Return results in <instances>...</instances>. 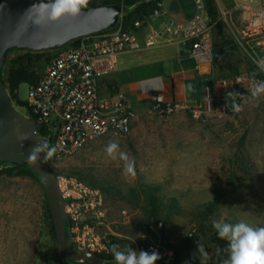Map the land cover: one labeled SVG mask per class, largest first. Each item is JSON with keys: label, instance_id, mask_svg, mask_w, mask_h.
I'll return each mask as SVG.
<instances>
[{"label": "rangeland", "instance_id": "374dc122", "mask_svg": "<svg viewBox=\"0 0 264 264\" xmlns=\"http://www.w3.org/2000/svg\"><path fill=\"white\" fill-rule=\"evenodd\" d=\"M214 1L226 40L234 41L220 11L228 12V23L237 24L235 0ZM166 4L172 13L177 8L184 14L197 11L195 0H167ZM175 14L169 17L175 18ZM210 23L212 48L216 51L220 38L214 35V23ZM160 36H164L162 44L175 40L163 32ZM220 49L222 53L216 54L212 63L215 81L232 76L234 71H249L252 63L240 47L228 44ZM144 51L147 50L136 52ZM21 54L11 53L5 67ZM46 54L50 57L52 52ZM44 66L45 61L40 62L37 72ZM100 94L108 96L101 90ZM17 100L21 105L14 103V108L28 118L27 84L18 87ZM110 141L117 142L121 151L135 158L134 177L124 174L123 161L108 157L104 149ZM12 169V165L0 164V171ZM53 169L103 189L107 228L101 233L109 239L110 248L117 244L121 249H135L160 240L173 253L165 264H222L227 254L218 249L226 248L227 241L218 237L213 221H244L264 227V96L257 99L248 95L236 115L218 114L214 107L199 117L188 112L162 116L150 107L136 114L127 136L93 139ZM153 187L159 189L164 202L176 198L181 210L161 229L156 220L149 219L145 209V195ZM210 202H217L215 212L207 220V229L200 233L198 211ZM194 228L196 235L188 238ZM53 229L41 185L19 172L1 174L0 264H62ZM198 242L203 244L206 256H199Z\"/></svg>", "mask_w": 264, "mask_h": 264}, {"label": "built area", "instance_id": "2783aa9c", "mask_svg": "<svg viewBox=\"0 0 264 264\" xmlns=\"http://www.w3.org/2000/svg\"><path fill=\"white\" fill-rule=\"evenodd\" d=\"M105 1L109 0H89V4L102 5ZM197 7L199 12L190 22L178 24L165 19L163 1H159L149 19H164L160 31L154 30L141 39L139 31L147 25L148 19H137L132 27L124 28L121 13L115 27L79 38L75 44L50 50L52 55L37 80L27 84L25 104L28 119L33 122L36 132L57 149L51 160L45 162L41 158L44 167L54 171L58 163L72 157L98 137L121 138L129 134L136 116L135 110L123 92L102 96L98 77L113 71L120 57L132 54L142 46L153 47L161 32L180 37L198 63L211 66L214 58L210 37L212 24L206 19L204 0H197ZM234 12L237 14V24L228 23V12L221 10L220 14L228 24L234 42L244 51L261 77L242 72L216 80V90L207 88L208 111H213L215 107V111L221 115H236L242 111H232L231 102L226 106L227 92L242 94L236 101L242 109L243 100L250 95L253 79L264 80V72H260L253 62L264 58V0H235ZM14 103L12 101V105ZM151 111L162 116L188 112L193 117H199L205 113L201 108L184 103L164 104L160 97L153 98ZM58 187L61 196L68 201L65 212L69 223L68 238L73 249L109 254L110 241L101 233L102 229L107 228L103 191L72 174L58 176ZM157 227L161 229L162 224L158 223ZM195 232L194 228L188 236L192 237ZM135 250H157L162 258L156 264H165V260L173 256L160 240L150 241Z\"/></svg>", "mask_w": 264, "mask_h": 264}, {"label": "water", "instance_id": "95a60500", "mask_svg": "<svg viewBox=\"0 0 264 264\" xmlns=\"http://www.w3.org/2000/svg\"><path fill=\"white\" fill-rule=\"evenodd\" d=\"M39 2L40 0H0V161L16 166L27 165V177L37 180L41 185L63 261L68 264H108L94 252H78L73 249L68 238L69 223L65 212L68 201L61 196L58 176L44 167L41 159L37 164L28 160L32 147L46 139L36 132L30 119L13 107L3 78L6 60L14 50H56L79 38L111 29L118 23L122 8L118 4H94L88 6L78 17H65L58 23L42 26L35 23V14L29 15L32 6ZM36 11L43 13V9L33 10ZM209 70L208 64L200 66L201 73Z\"/></svg>", "mask_w": 264, "mask_h": 264}, {"label": "crops", "instance_id": "0c3cea01", "mask_svg": "<svg viewBox=\"0 0 264 264\" xmlns=\"http://www.w3.org/2000/svg\"><path fill=\"white\" fill-rule=\"evenodd\" d=\"M166 1L163 2L165 19L173 23L186 24L199 12L198 7L196 12L187 14L177 8L173 13L179 14L171 18L173 13ZM163 20H148L147 25L139 31L140 38L156 28H162ZM173 38V42L162 44L165 40L164 36H160L153 47L141 48L147 50L144 53L137 54V51L120 57L113 71L98 77L99 90L108 96L123 92L137 115L150 109L154 97H160L164 104L179 102L208 112L206 89L216 90V81L212 77L214 68L211 64L208 72L201 73L200 66L205 63H198L190 54L189 46L183 44L180 37Z\"/></svg>", "mask_w": 264, "mask_h": 264}, {"label": "clouds", "instance_id": "9594fccd", "mask_svg": "<svg viewBox=\"0 0 264 264\" xmlns=\"http://www.w3.org/2000/svg\"><path fill=\"white\" fill-rule=\"evenodd\" d=\"M89 0H40L38 4H34L29 10V15H36L35 23L44 26L45 24H55L65 17H78L85 9H87ZM34 9H43L33 12ZM260 72H264V58L253 61ZM253 73V77H255ZM191 90V86H189ZM252 98H260L264 96V80L253 79V85L249 89ZM242 94L237 91L226 93V106L231 102V110L234 112L241 111V105L237 103V98ZM26 139L27 137H21ZM57 149L50 146L47 141H41L34 145L28 155V160L32 164H37L41 158L45 162L51 160ZM104 151L112 160L123 161L124 174L130 177L136 175V161L127 152L120 150V145L115 141H110ZM213 227L218 237L227 241V247L218 249V252H225L226 258L222 260V264H264V227L252 226L244 221L237 223H227L221 221H213ZM199 256H206L204 246L201 242L197 243ZM110 252L116 264H156L162 257L157 250L137 251L131 246L123 249L119 245L113 244ZM195 256V254H194ZM185 264H188L186 261Z\"/></svg>", "mask_w": 264, "mask_h": 264}, {"label": "trees", "instance_id": "16d2710c", "mask_svg": "<svg viewBox=\"0 0 264 264\" xmlns=\"http://www.w3.org/2000/svg\"><path fill=\"white\" fill-rule=\"evenodd\" d=\"M159 1L160 0H123V1L109 0L103 2L102 4L120 5L122 8L123 26L124 28H130L132 27L133 22L137 19L140 20L149 19L152 11L154 10L157 2ZM204 3L206 7V19L207 21L214 23V35L219 36L220 38L219 39L220 44L219 45L215 44L216 51L213 49V54H214L213 61H215L216 54L222 53L220 48L225 47L228 44H233L234 48H238V45L232 40H226L225 31H223V24L220 21H218V11L215 6V1L204 0ZM91 5H94V3L89 4V6ZM76 42L77 40H74L70 44H75ZM13 52H20L22 54L19 55L16 59H14L8 68L4 67L3 79L5 83V88L8 94L10 95L11 100L16 102V104L21 105L20 101L17 100V94L15 93V91L23 83L33 84L39 76V73L37 72L38 64L42 61H45L46 64L50 57L46 54V52L49 51L14 50ZM11 53H9V55ZM229 65L232 70H235L233 65L231 64ZM236 72L237 71H234L233 75L238 74ZM248 73L251 76H253V73H255L256 77H261V75L254 70L253 65H251ZM40 134L42 135V133ZM0 164L12 165V164L3 163L1 161ZM12 167H13L12 170L0 171V175L3 173L11 175L13 171L26 175L28 169L27 165H23V166L12 165ZM55 175L60 176L62 175V173L55 172ZM35 181L38 182L37 180ZM92 185L95 186V184ZM158 192L159 189L156 187H153L149 191H147V194L145 195L146 198L145 209H146V214L149 216V219H154L156 220V222L161 223L164 226L168 220L170 221L172 220L173 216L179 215L181 213V210L177 205L176 198L171 197L167 199L166 202H164L162 197L159 196ZM216 205L217 202H210L205 206V208L198 211L197 221H198V231L200 233H203L207 229V220L215 212ZM46 209L48 212L49 219L51 220V224L53 225L47 201H46ZM196 233H197V229L195 234L192 237L188 236V238H193L196 235ZM98 255L101 256L108 264H112L113 262H115L111 254H107V255L98 254ZM62 264H68V263L63 261ZM76 264H82V263L76 262Z\"/></svg>", "mask_w": 264, "mask_h": 264}]
</instances>
